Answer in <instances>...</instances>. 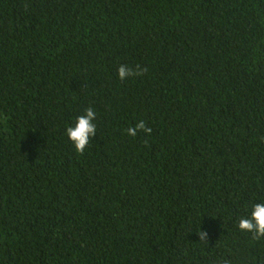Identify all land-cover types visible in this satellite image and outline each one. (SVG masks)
<instances>
[{
  "label": "trees",
  "instance_id": "trees-1",
  "mask_svg": "<svg viewBox=\"0 0 264 264\" xmlns=\"http://www.w3.org/2000/svg\"><path fill=\"white\" fill-rule=\"evenodd\" d=\"M260 202L264 0H0V264H264Z\"/></svg>",
  "mask_w": 264,
  "mask_h": 264
},
{
  "label": "clouds",
  "instance_id": "clouds-1",
  "mask_svg": "<svg viewBox=\"0 0 264 264\" xmlns=\"http://www.w3.org/2000/svg\"><path fill=\"white\" fill-rule=\"evenodd\" d=\"M146 71L147 69L140 65L132 67L121 64L117 69V76L123 81L130 77L142 76ZM95 119L96 112L92 107H87L84 109V114L76 117L74 126L65 129L67 138L73 144L75 151L81 155L89 145L91 138L96 135V125L93 122ZM151 131L152 129L147 127L143 120L126 129L127 135L131 137H135L138 132L151 134ZM237 228L243 233L250 234L253 241H264V202L252 204L248 215L241 216L238 220ZM196 235L199 240L206 243L205 237L208 235L206 231L199 228Z\"/></svg>",
  "mask_w": 264,
  "mask_h": 264
}]
</instances>
